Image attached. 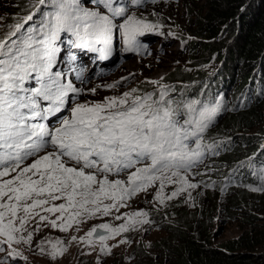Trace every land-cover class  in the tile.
I'll list each match as a JSON object with an SVG mask.
<instances>
[{
  "label": "snow or ice",
  "instance_id": "snow-or-ice-1",
  "mask_svg": "<svg viewBox=\"0 0 264 264\" xmlns=\"http://www.w3.org/2000/svg\"><path fill=\"white\" fill-rule=\"evenodd\" d=\"M94 2L107 11L86 9L79 0H37L35 7L47 4L49 9L41 14L39 23L25 28L33 20L34 13H29L0 38V235L6 237L0 243H30L31 233L19 239L14 233L21 231L28 218L38 215L33 212L35 208L49 200L65 198L69 207L78 205L85 211L91 203L97 205L94 211H100L101 197L122 200L146 191L157 180L163 187L164 179L173 182L172 177H181L188 188H196L181 173L202 161L205 148L213 147L204 143L203 134L219 111V104L176 101L168 96L165 86L155 99L151 93L133 96V89L120 97H106L101 103H76L70 117L61 119L58 127L49 128L46 121L66 107L69 93L80 91L64 81L63 72L53 70L61 33L74 37L73 47L100 52L106 59L117 28L114 18L125 17L127 12L118 0ZM142 2L131 0L132 4ZM150 27L128 15L119 30L131 45ZM70 59L75 60V56L70 55ZM32 82L34 86H29ZM29 158L33 162L24 164ZM168 172L171 176L165 175ZM122 173H127V182L109 179ZM183 191H174L168 199ZM157 199L163 203L159 194ZM111 207L115 204L103 205L104 213ZM44 210L63 212L65 204H52ZM19 212L25 215L19 216ZM51 225L58 226L56 220ZM59 227L66 230L64 224ZM99 227L109 229L107 224ZM126 230L121 225L110 231L119 234ZM95 231L93 228L88 236ZM107 238L99 236L101 242ZM105 250L102 244L101 251Z\"/></svg>",
  "mask_w": 264,
  "mask_h": 264
},
{
  "label": "rangeland",
  "instance_id": "rangeland-1",
  "mask_svg": "<svg viewBox=\"0 0 264 264\" xmlns=\"http://www.w3.org/2000/svg\"><path fill=\"white\" fill-rule=\"evenodd\" d=\"M118 2L125 5L127 12L125 17L114 18L117 28L113 30L110 53L115 58L114 52H117L121 61L115 63V66L111 67L107 72L83 81L87 69L84 66L79 68L74 66L78 62L76 60L77 52L74 50L71 52V49L66 47L64 41V38L70 33H61V39L57 43H62L65 46L61 55L66 62L56 63L53 70L63 72L65 74L64 81L71 82L73 87L80 91L76 93L70 92L66 107L54 117L49 118H54L49 123V128L58 127L61 119L70 117L71 108L76 103H101L106 97H120L125 92H132L133 89H135V92H132V95L137 96V91L143 86L151 88L149 92L153 94L154 98V96L159 94L161 86H165L168 92L171 89L178 88L176 86L177 83H171L169 80L171 71L194 72L195 69L190 63V58L197 49L196 43H193L197 41L195 36L192 35L196 28L193 24L196 19L199 20V15L203 12L207 0H143L141 4H132L131 0H118ZM36 3L37 0H0V38L9 31L11 26L22 22L23 18L29 13H34L33 20L29 21L25 28L33 23L38 24L41 14L49 9L47 4L37 8L35 7ZM79 3L86 9H96L98 7L101 12L107 11L102 5H97L94 0H79ZM128 15H132L139 20H152L153 22V26L146 29L143 35H138L136 42L131 45L125 42L119 30V25L123 23V20ZM225 34H232L231 30H223L216 39L219 38L221 40L226 37ZM228 42L230 43L231 41ZM224 44L226 46L225 42L220 46L216 44L219 47L218 50L222 58H216V54H212L209 57L210 64L202 69L205 77L220 71L221 62L224 59L223 53H229V49ZM96 47H100V45ZM93 52L100 53L97 51ZM70 55H74L75 60L70 59ZM99 65L104 66L103 63ZM197 70L199 71L200 67ZM77 74L81 78H78ZM205 77L202 79H205ZM152 81L157 83H152ZM204 84L202 83L201 87ZM109 85H114V87L110 88L108 87ZM179 85L183 86L184 90L192 89L195 86L192 81ZM29 86H34V82ZM224 88L223 96L225 101L228 102L234 95L232 92L233 87L228 84ZM92 89H95V92H92ZM181 94L180 91L171 93L173 98L184 101ZM178 95L181 96L178 97ZM250 95L264 99V81L260 84L259 91L255 93L251 90ZM260 111L262 118L259 126L264 128V108L260 109ZM225 117V111L219 109L211 126L215 127L221 124ZM257 130L258 128H254L250 132H256ZM258 132L263 133L264 144V129L258 130ZM32 162L33 158H29L24 164L28 165ZM11 175H15V173ZM181 175L186 176L189 183H194L186 173L182 172ZM8 178L10 177H4L3 179ZM109 179H121L127 182V173H122L119 177L109 176ZM172 185L176 187L174 191L180 188H184L185 191L180 192L179 195L173 196L171 199L177 198L176 200H178L183 198L189 202L194 197L195 193L189 194L190 188L187 187L181 177H175ZM162 191L156 189L155 184L152 183L147 187L146 191H139L135 195L126 196L122 200L101 197L100 211H94L97 205L91 203L85 206L88 209V211H85L78 205L69 207L65 198L57 201L49 200L48 204L35 208L33 212L38 215H32L28 218L21 231L14 233L17 239L21 236L27 238L28 234L31 233L30 243L25 241L17 243L16 240L10 243H0V249H2L0 250V264H131L138 257H144L147 262L158 260V252L153 250L151 246L156 240L165 236L162 223H166V221H154L148 218V223L142 225V215L135 214L143 213L142 210L149 213L154 210H159L160 212L161 208L159 205L161 201L157 199V194L167 204L171 201L168 197L172 196L173 193H165L163 191L164 194L161 193ZM77 200H79V197H77ZM61 203L65 204L63 212H48L44 210L51 207L52 204L59 205ZM111 204H115V207H111L108 213L105 214L103 205ZM250 210L251 212L248 213V207H244L242 211H238L229 217L215 211L211 220L212 235L210 239L212 244L222 246V243L237 237L246 228H250L251 225L246 221L248 219L254 223V227L264 231V199L260 202H252ZM77 212L80 215H74ZM249 214H252L251 218H249ZM18 215L24 216L25 214L19 212ZM40 216H45L47 219L40 220ZM52 220H56L57 227L51 225ZM61 224L65 225L66 230H61L59 227ZM102 224L109 225V229H104L106 234L103 236L108 237L106 240L101 242L99 237L95 238L93 236L95 232L92 236H88V233L93 228ZM121 225H124L127 230L120 231L119 234H114L110 231L112 229L118 230ZM16 227H21L19 220H16ZM138 229L139 233H137ZM74 237L75 239H73ZM5 239L6 237L0 235V241ZM89 241L91 242L89 243ZM102 244L106 246L105 251H101ZM260 248L258 247L259 253L264 252ZM53 252H57V254L52 255ZM167 263L165 262V264Z\"/></svg>",
  "mask_w": 264,
  "mask_h": 264
},
{
  "label": "trees",
  "instance_id": "trees-1",
  "mask_svg": "<svg viewBox=\"0 0 264 264\" xmlns=\"http://www.w3.org/2000/svg\"><path fill=\"white\" fill-rule=\"evenodd\" d=\"M145 22L153 26L152 20ZM193 26L196 28L192 35L197 40L193 43L197 49L190 63L195 70L193 73L171 71L169 80L177 83L178 88L171 89L168 96L173 98L171 93L180 91L184 101L198 100L209 106L216 102L226 117L215 127L209 125L203 140L213 147L205 148L202 161L186 172L197 185L189 190V194L195 193L194 197L189 202L183 198H173L167 204L163 201L160 212L142 210L146 213L142 215L143 221L148 218L166 221L162 223L165 236L151 246L158 252V260L147 262L144 257H138L131 264H264V252L258 251V247L264 250V231L254 227L250 219L246 220L250 228L222 246H215L210 239L215 211L229 217L248 207L250 213L252 202L264 199V144L263 133L258 132L264 129L259 126L264 99L250 95L251 90L257 93L264 81V0H207ZM225 29H230L232 34L216 39ZM69 35L66 40L72 37ZM224 42L229 53H223L220 71L205 77L202 69L210 64L212 54L222 58L217 45ZM187 81H192L194 88L184 90L179 85ZM202 83H205L203 87ZM228 84L233 87L234 95L226 102L223 93ZM150 89L141 87L137 96L149 94ZM254 128L258 130L250 132ZM165 175L171 176V172ZM174 180L175 177L173 182L164 179L163 187L160 180L153 184L159 191L174 192ZM141 224L145 223L141 220Z\"/></svg>",
  "mask_w": 264,
  "mask_h": 264
},
{
  "label": "bare ground",
  "instance_id": "bare-ground-1",
  "mask_svg": "<svg viewBox=\"0 0 264 264\" xmlns=\"http://www.w3.org/2000/svg\"><path fill=\"white\" fill-rule=\"evenodd\" d=\"M148 37H150V36H148ZM146 39H147V37H146ZM73 40V39H72ZM72 40H66V45L68 46V47H71V48H75V47H73L72 46V44H71V41ZM58 47H59V55L57 56V63H64V61L66 62V60H63L62 59V55H61V52L65 49V46H64V44H58ZM129 56V55H128ZM91 58V54L88 52V51H85V50H82V49H80V55H79V60L80 61H82V62H84L85 60L86 61H89V59ZM77 62V63H75L74 64V66L76 67V68H79V67H82V66H84L85 68H86V65H85V63H82V62ZM118 61H121V59H120V55L118 54L117 55V58L109 65V68H108V70L111 68V67H114L115 66V63H117ZM132 67V66H131ZM92 69V70H91ZM92 72H91V71ZM87 72H88V74L89 73H92V75L91 76H89V77H87L86 75H87ZM98 74H101V71H98V72H94V70H93V68L91 67V68H89L87 71H86V74H85V77H84V79H83V81H87V80H89L90 78H92V77H95L96 75H98ZM70 94V93H69ZM54 118H51V119H49V121H47L46 123L48 124V126H49V123L53 120Z\"/></svg>",
  "mask_w": 264,
  "mask_h": 264
},
{
  "label": "clouds",
  "instance_id": "clouds-1",
  "mask_svg": "<svg viewBox=\"0 0 264 264\" xmlns=\"http://www.w3.org/2000/svg\"><path fill=\"white\" fill-rule=\"evenodd\" d=\"M144 31H146V30H144ZM114 55H115V58L104 60V62H103L104 66L103 67L101 65H99V67L97 69H98V71H101V74L107 72L109 65L117 58V55H118L117 52H114ZM91 75H92V73H89V76H91Z\"/></svg>",
  "mask_w": 264,
  "mask_h": 264
},
{
  "label": "water",
  "instance_id": "water-1",
  "mask_svg": "<svg viewBox=\"0 0 264 264\" xmlns=\"http://www.w3.org/2000/svg\"><path fill=\"white\" fill-rule=\"evenodd\" d=\"M95 229H96V231H95V233L93 234V236H94L95 238H97V237H99V236H101V235L106 234V230H104V229H102V228H100V227H96Z\"/></svg>",
  "mask_w": 264,
  "mask_h": 264
}]
</instances>
